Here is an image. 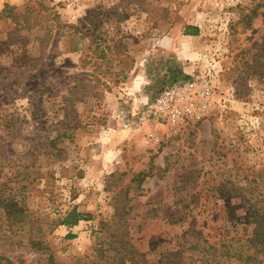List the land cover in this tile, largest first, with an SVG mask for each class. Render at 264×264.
Returning a JSON list of instances; mask_svg holds the SVG:
<instances>
[{"label":"rangeland","instance_id":"374dc122","mask_svg":"<svg viewBox=\"0 0 264 264\" xmlns=\"http://www.w3.org/2000/svg\"><path fill=\"white\" fill-rule=\"evenodd\" d=\"M186 80L205 82V116L156 120ZM254 204L264 0H0V264H84L109 242L157 261L240 230Z\"/></svg>","mask_w":264,"mask_h":264},{"label":"trees","instance_id":"16d2710c","mask_svg":"<svg viewBox=\"0 0 264 264\" xmlns=\"http://www.w3.org/2000/svg\"><path fill=\"white\" fill-rule=\"evenodd\" d=\"M13 6L6 5L1 16L10 17L15 23V29L25 25L28 27L29 17L17 12ZM30 28V27H28ZM190 33V31H186ZM192 34V33H191ZM82 215L75 210L70 211L63 223L77 224ZM73 218V220L71 219ZM253 224V225H252ZM210 233L205 234V245L197 241L189 246L163 256L157 261L135 257H127V253L114 243L101 247L95 258H90L84 264H264V208L254 204L245 213V225L235 231H226L217 239H211ZM32 246L41 248V241H31ZM185 251L189 253L186 254ZM0 258H3L0 255ZM10 264H14L7 259Z\"/></svg>","mask_w":264,"mask_h":264},{"label":"built area","instance_id":"2783aa9c","mask_svg":"<svg viewBox=\"0 0 264 264\" xmlns=\"http://www.w3.org/2000/svg\"><path fill=\"white\" fill-rule=\"evenodd\" d=\"M205 82L197 87L192 80L179 81L160 91L149 105L150 112L156 120L177 126L193 119L205 116L207 105Z\"/></svg>","mask_w":264,"mask_h":264},{"label":"crops","instance_id":"0c3cea01","mask_svg":"<svg viewBox=\"0 0 264 264\" xmlns=\"http://www.w3.org/2000/svg\"><path fill=\"white\" fill-rule=\"evenodd\" d=\"M187 26H192V27H189L190 28V33H186V32H181V35L183 36V39H195V38H197L198 36H199V33H200V31H198V26L197 25H190V24H187ZM184 28H186V27H184ZM192 33V34H191ZM149 98V96H146L145 98H143V100H147Z\"/></svg>","mask_w":264,"mask_h":264}]
</instances>
